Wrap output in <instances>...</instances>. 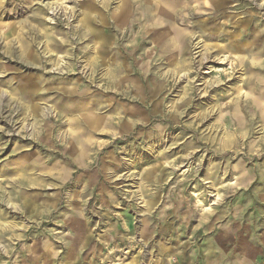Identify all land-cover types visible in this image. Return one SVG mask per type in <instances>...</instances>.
<instances>
[{
	"label": "rangeland",
	"instance_id": "1",
	"mask_svg": "<svg viewBox=\"0 0 264 264\" xmlns=\"http://www.w3.org/2000/svg\"><path fill=\"white\" fill-rule=\"evenodd\" d=\"M0 264H264V0H0Z\"/></svg>",
	"mask_w": 264,
	"mask_h": 264
},
{
	"label": "bare ground",
	"instance_id": "2",
	"mask_svg": "<svg viewBox=\"0 0 264 264\" xmlns=\"http://www.w3.org/2000/svg\"><path fill=\"white\" fill-rule=\"evenodd\" d=\"M215 197H216V195H214V198H215ZM215 200H217V199H214V201H215ZM213 204H214V203H212V205H213Z\"/></svg>",
	"mask_w": 264,
	"mask_h": 264
}]
</instances>
